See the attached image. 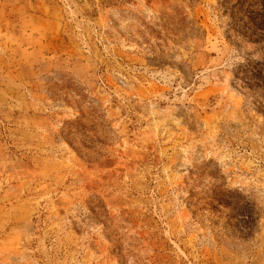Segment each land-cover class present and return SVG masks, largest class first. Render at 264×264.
Wrapping results in <instances>:
<instances>
[{"label": "rangeland", "instance_id": "1", "mask_svg": "<svg viewBox=\"0 0 264 264\" xmlns=\"http://www.w3.org/2000/svg\"><path fill=\"white\" fill-rule=\"evenodd\" d=\"M262 12L0 0V264H264Z\"/></svg>", "mask_w": 264, "mask_h": 264}, {"label": "trees", "instance_id": "2", "mask_svg": "<svg viewBox=\"0 0 264 264\" xmlns=\"http://www.w3.org/2000/svg\"><path fill=\"white\" fill-rule=\"evenodd\" d=\"M257 3H261V4H263L264 3V0H255ZM258 16H259V18H260V23H259V25L261 26V27H263L262 29L264 30V12H262V13H258ZM260 26H257V28H259Z\"/></svg>", "mask_w": 264, "mask_h": 264}]
</instances>
